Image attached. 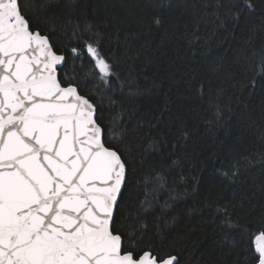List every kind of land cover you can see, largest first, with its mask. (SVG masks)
Instances as JSON below:
<instances>
[{
  "label": "trees",
  "instance_id": "16d2710c",
  "mask_svg": "<svg viewBox=\"0 0 264 264\" xmlns=\"http://www.w3.org/2000/svg\"><path fill=\"white\" fill-rule=\"evenodd\" d=\"M22 8L65 55L64 70L87 75L100 122L126 159L116 225L128 242L179 264H256L264 0H22ZM97 36L115 72L107 84L87 54L69 51Z\"/></svg>",
  "mask_w": 264,
  "mask_h": 264
},
{
  "label": "snow or ice",
  "instance_id": "6c2138e0",
  "mask_svg": "<svg viewBox=\"0 0 264 264\" xmlns=\"http://www.w3.org/2000/svg\"><path fill=\"white\" fill-rule=\"evenodd\" d=\"M69 51L90 57L100 83L115 76L98 36ZM67 65L22 0H0V264H179L117 227L126 159L100 122L87 75ZM253 243L264 264V230Z\"/></svg>",
  "mask_w": 264,
  "mask_h": 264
},
{
  "label": "water",
  "instance_id": "95a60500",
  "mask_svg": "<svg viewBox=\"0 0 264 264\" xmlns=\"http://www.w3.org/2000/svg\"><path fill=\"white\" fill-rule=\"evenodd\" d=\"M257 256H258V254H257Z\"/></svg>",
  "mask_w": 264,
  "mask_h": 264
}]
</instances>
